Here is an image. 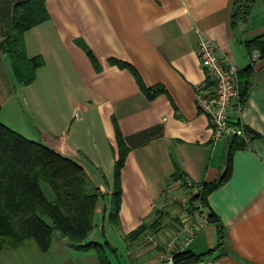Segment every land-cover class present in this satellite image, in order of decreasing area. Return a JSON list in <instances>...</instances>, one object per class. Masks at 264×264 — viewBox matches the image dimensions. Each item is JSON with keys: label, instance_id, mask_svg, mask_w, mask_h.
Instances as JSON below:
<instances>
[{"label": "crops", "instance_id": "obj_1", "mask_svg": "<svg viewBox=\"0 0 264 264\" xmlns=\"http://www.w3.org/2000/svg\"><path fill=\"white\" fill-rule=\"evenodd\" d=\"M19 1L0 0V40ZM232 1L45 0L49 19L24 35L28 56L45 62L29 85L16 81L0 49V122L84 168L100 194L93 228L101 221L103 231L108 225L124 242L123 264H159L173 234L178 236L170 251L183 245L178 218L164 219L157 232L147 231L135 241L125 239L172 204L166 190L176 168L201 187L219 179L228 161L229 176L207 197L224 236L219 254L207 258L219 264H264V57L252 60L246 45L264 35V0H256L246 21L234 26ZM201 35L217 42L220 58L237 67L247 88L245 103L231 117L260 136L242 148L231 149V136L213 140L208 117L198 109L196 86L205 79L196 52ZM135 73L145 87L160 91L147 97ZM116 128L127 148L118 226L109 220L119 151ZM202 210L208 214V208ZM218 236L209 222L183 249L205 253L218 244ZM110 250L111 257L117 255Z\"/></svg>", "mask_w": 264, "mask_h": 264}, {"label": "trees", "instance_id": "obj_2", "mask_svg": "<svg viewBox=\"0 0 264 264\" xmlns=\"http://www.w3.org/2000/svg\"><path fill=\"white\" fill-rule=\"evenodd\" d=\"M256 0H233L231 8V25L246 21ZM45 0H23L16 2L12 9L9 31L0 40V49L8 57L10 67L16 81L22 85L31 84L36 78L37 70L44 65L42 56L29 57L26 52L25 32L49 19ZM249 50H258L264 57V35L247 41ZM91 62L97 67L96 58L89 49H85ZM110 63L119 66L126 64L118 59H110ZM136 75V73H135ZM140 88L152 98L160 88L145 87L136 75ZM239 111L245 103L247 88L240 81L238 72ZM1 107V105H0ZM232 123L239 125L238 119ZM249 136L260 134L244 126ZM118 155L114 162L113 185L111 190V209L109 220L119 225L118 212L121 201L120 171L124 165L127 148L116 128ZM231 149L242 148L248 142L242 137L232 136ZM232 151L229 153L231 156ZM230 161L221 177L204 182L197 194L190 199L196 200L200 206L208 208L207 219L217 227L220 241L205 253L196 254L181 249L174 252L175 262L195 264L201 259L218 252L223 244V225L208 204V195L218 188L230 174ZM171 180H183L185 175L178 168L170 174ZM89 176L84 168L74 159L64 156L47 145L33 141L0 122V250L19 246L35 245L46 250L52 242L54 231L76 244L79 248H94L101 264H111L107 256L106 246L97 242L86 241L93 229V217L96 209L99 190L86 192L85 185ZM42 183L50 186L53 198H48L42 189ZM196 185V184H195ZM197 186V185H196ZM163 211H159L150 222L143 221L135 229L125 235L127 241H135L147 231L157 232L162 227ZM49 220L51 223H49ZM109 249L115 250L107 240Z\"/></svg>", "mask_w": 264, "mask_h": 264}, {"label": "built area", "instance_id": "obj_3", "mask_svg": "<svg viewBox=\"0 0 264 264\" xmlns=\"http://www.w3.org/2000/svg\"><path fill=\"white\" fill-rule=\"evenodd\" d=\"M196 52L205 72L204 81L196 86V103L198 109L208 117L212 139L238 136L248 142L249 136L244 132V125L233 124L231 117L239 104L237 67L231 62L222 61L217 42L205 35L199 37ZM259 56L258 50H252V60H257ZM200 189V186H196L190 178L185 176L183 180L170 179L166 190V199L169 203H176L175 215L183 223L180 230L185 233L182 249L192 240L196 229L205 228L209 223L202 206L196 200L192 201V206L190 204L191 197ZM177 236L178 234H173L166 250L159 254V264H182L175 262L173 258L174 252L181 248L174 252L170 251ZM195 264H219V262L216 258H204Z\"/></svg>", "mask_w": 264, "mask_h": 264}, {"label": "rangeland", "instance_id": "obj_4", "mask_svg": "<svg viewBox=\"0 0 264 264\" xmlns=\"http://www.w3.org/2000/svg\"><path fill=\"white\" fill-rule=\"evenodd\" d=\"M42 189H44L48 198H53V192L50 186L42 183ZM85 190L89 193L96 191L90 179L85 185ZM175 206L176 203L167 204V209L162 210L164 213L163 220H167L168 218V221H176L177 218L179 219L178 216H174ZM47 221L51 223L49 220ZM95 222L97 223L98 220L96 219ZM97 225L96 229L93 228L95 232L84 243L91 241L103 244L106 246L107 256L110 259L113 258L114 262L117 263L118 261L123 264L122 259L126 256L124 242L112 236L111 228L108 225L105 226L104 231L101 221ZM104 233L107 235L110 243L115 247L117 255L113 254L111 257L112 252L105 243L106 236ZM63 238L58 231H54L52 242L46 250H42L35 245L2 249L0 250V264H101L98 253L93 247L87 249L79 248L76 244Z\"/></svg>", "mask_w": 264, "mask_h": 264}]
</instances>
